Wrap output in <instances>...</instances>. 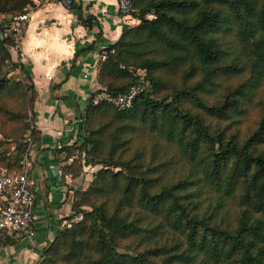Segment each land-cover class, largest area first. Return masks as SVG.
Wrapping results in <instances>:
<instances>
[{"label": "trees", "instance_id": "1", "mask_svg": "<svg viewBox=\"0 0 264 264\" xmlns=\"http://www.w3.org/2000/svg\"><path fill=\"white\" fill-rule=\"evenodd\" d=\"M27 6L31 0H0V13H22ZM131 15L138 22L123 24L119 38L103 49L97 72L101 88L78 111L77 139L58 149L102 166L86 189L75 192L66 222L35 264H175L157 240L136 243L143 248L135 253L120 250L128 238L143 240V233L153 231L141 228L151 216L160 219L155 231L169 226L186 237L190 252L183 263L200 258L197 264H264V0H133ZM80 19L89 26L90 17ZM17 45L0 23V74L3 61L24 69L9 50ZM92 47L78 49L74 60ZM4 74L0 101L10 88L18 89L12 93L23 89L19 81L10 85ZM25 74L30 80L25 91L34 90ZM175 75L180 83L172 79ZM230 78L240 81L221 88L219 106L211 107L219 118L242 114V105L260 94L261 116L242 144L223 132L211 133L202 115L181 107L189 96L204 108L202 96ZM133 84L146 88L127 107L117 108L107 99ZM166 88L171 92L160 96ZM100 93L105 96L95 102ZM144 134L153 141L147 151L135 143ZM15 149L18 162L21 151ZM126 151L131 155L124 159ZM177 160L189 165L186 174L157 184ZM81 169V159H73L65 170L77 174ZM207 192L216 194L210 214L198 208ZM225 198L239 208L234 226L224 222ZM164 255L160 263L154 260Z\"/></svg>", "mask_w": 264, "mask_h": 264}, {"label": "crops", "instance_id": "2", "mask_svg": "<svg viewBox=\"0 0 264 264\" xmlns=\"http://www.w3.org/2000/svg\"><path fill=\"white\" fill-rule=\"evenodd\" d=\"M31 2L18 44L19 61L35 90L34 123L39 138L32 146L35 161L29 162V178L36 188L34 225L31 235L0 238V264H35L71 213L75 192L92 179L96 168L82 159L79 173H67L66 167L76 156L58 149L77 139L80 119L76 112L84 106L89 90L101 88L96 82L103 49L119 38L123 24L138 22L132 15L121 14L115 0H78L75 9L52 0ZM80 16L91 18L89 26ZM89 45L92 49L74 60L75 52Z\"/></svg>", "mask_w": 264, "mask_h": 264}, {"label": "rangeland", "instance_id": "3", "mask_svg": "<svg viewBox=\"0 0 264 264\" xmlns=\"http://www.w3.org/2000/svg\"><path fill=\"white\" fill-rule=\"evenodd\" d=\"M31 6H27L24 11H27ZM23 13V12H22ZM21 13H12V14H3L0 13V23H2L4 28V34L12 35V37L15 40V43L18 44L19 37L21 36L25 23H17L15 17ZM151 17V16H150ZM14 28H18V31H15ZM10 52L13 53L14 57L12 56V59L15 62H19L20 56H19V44L14 47H9ZM11 53V55H12ZM2 69L0 75H6V77L11 80V83H9L12 86H15L13 81H19L23 84V89L19 91L18 93H12L16 90L10 88L11 90L8 92V94L3 95L2 100L0 101V173L2 172H9V171H15V172H27L28 176L30 177V174L32 173L31 167L29 166V162L35 161L34 160V151L32 150V146L35 143V140L38 139V135L36 133L35 129V112L33 109V103L32 99L35 96V90L28 89L26 92L25 88L26 86L30 85V80L28 79L26 69L24 68L19 69L18 67L13 68L10 61H3L2 62ZM138 74L144 75V71L139 70ZM169 77V76H168ZM167 77V78H168ZM175 83H180V76L175 75L172 77ZM240 81V78H230L227 81L222 80L221 85L214 92L210 95H204L202 96V100L204 103L203 105L208 108V112L211 113V115L206 113L205 107H202V103L199 104L198 102L194 101L192 97H186V99L182 101L181 107L191 112L199 113L202 115L203 124L206 126L207 129L211 133H221L223 132L224 135L227 137V139L233 137L239 144H242L244 140L252 133V131L256 128L257 123L260 118V111L259 108L256 105V98L258 97V93L254 94V98L250 99L249 101L245 102L242 105L243 113L239 115H235L232 118H219L218 115H216V112L212 110L211 107H217L218 104V97L220 96L218 93L221 91V88H223L226 85L235 86ZM98 83V82H96ZM99 85L96 84V86ZM100 86V85H99ZM182 87V85H181ZM89 90V89H88ZM99 89L97 87H94L92 91L89 90L87 99L92 95L95 94ZM171 92V88H166L164 91H162L159 95L164 96ZM7 93V92H6ZM27 93V96L25 98H22ZM105 96L104 93H100L95 96V102H97L99 99L103 98ZM158 99L161 97L156 95ZM32 98V99H31ZM87 99L83 102L84 105H86ZM200 101V99H199ZM201 102V101H200ZM34 112V113H33ZM77 113V118L79 117V113ZM79 119V118H78ZM80 120L78 121V128L76 127L75 132L78 133L79 131V125ZM98 124V120L94 121L93 125L96 126ZM87 130V129H86ZM158 140V139H157ZM106 145L105 148L108 146V140L105 139ZM135 143H140L144 146H146V151L149 149L151 144L153 143L152 139L144 134L142 137L140 136L135 140ZM18 146L20 148V156L21 158L17 162L16 158L19 154V151L15 149V147ZM171 154L174 153V149L169 151ZM77 155V153H75ZM2 155H5L7 158L4 159ZM124 159H127L128 156L131 155V151H126V154H123ZM78 156V155H77ZM84 157H76V160L80 161V159H83ZM10 164V165H8ZM102 164L95 165L94 167L98 170ZM92 167V166H91ZM93 168V167H92ZM189 168V165L186 163H182L179 160L166 172L165 176L157 182V184H162L163 180L166 182H172L176 181L182 176H184ZM112 170V168H110ZM91 169H88V172ZM115 171L119 170V168H115ZM31 171V172H30ZM95 172V171H94ZM93 178V176H92ZM89 183H87L85 186L82 187L79 191L82 192L84 189L87 188ZM216 198V194L213 192H207L202 195V201L198 203V208L201 212H204L206 214H210L214 208V199ZM229 199V200H228ZM113 200V199H112ZM225 203L227 204L226 207L229 208L226 211V220L224 222L231 224V226H234L236 224V217L239 213V208L236 205V202L233 201L232 198H225ZM225 207V209H226ZM224 208L220 209L218 211V219H222V212ZM139 211V210H138ZM199 211V210H198ZM134 213V210L132 209V214ZM134 215V214H133ZM78 218L77 220H79ZM160 220L159 217L152 218L151 221H144L143 225H141V228H144V230H153L148 231L146 234H142L140 237H130L128 238L129 241H124L121 244L120 250L129 252V253H135L138 251H141L143 248L142 246L137 245L136 243H140L141 245L148 244L149 242H153L157 240V243L161 245V248L164 252L166 249V252H168V255L173 258L175 264H186L183 263L185 260H188L187 254L190 252V250L186 247V237L182 235V233L178 232L177 230L172 229L171 227L164 226L161 229H165L162 233L159 231H155L158 229L152 228L154 227ZM63 227V226H62ZM149 245V244H148ZM154 246V245H150ZM164 256H160L158 258H155L154 260L157 263H160L163 260ZM200 259V258H199ZM197 258L196 261H192L188 264H197L199 261Z\"/></svg>", "mask_w": 264, "mask_h": 264}, {"label": "built area", "instance_id": "4", "mask_svg": "<svg viewBox=\"0 0 264 264\" xmlns=\"http://www.w3.org/2000/svg\"><path fill=\"white\" fill-rule=\"evenodd\" d=\"M70 8L78 0H52ZM118 11L123 15H131L133 0H115ZM28 12L15 17L17 23H25ZM18 31V28H14ZM146 88V84H133L126 92L107 99L117 108L123 109ZM36 188L27 172L0 173V238L8 235L33 233L34 205ZM1 249V248H0Z\"/></svg>", "mask_w": 264, "mask_h": 264}]
</instances>
